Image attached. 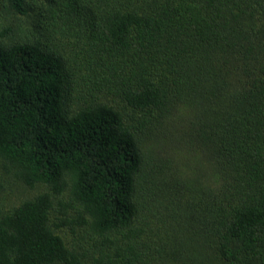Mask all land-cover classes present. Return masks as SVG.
<instances>
[{"label": "trees", "instance_id": "16d2710c", "mask_svg": "<svg viewBox=\"0 0 264 264\" xmlns=\"http://www.w3.org/2000/svg\"><path fill=\"white\" fill-rule=\"evenodd\" d=\"M0 264H264V0H0Z\"/></svg>", "mask_w": 264, "mask_h": 264}, {"label": "rangeland", "instance_id": "374dc122", "mask_svg": "<svg viewBox=\"0 0 264 264\" xmlns=\"http://www.w3.org/2000/svg\"><path fill=\"white\" fill-rule=\"evenodd\" d=\"M5 189L1 195L4 206L9 209L19 205L22 201L30 198L34 193L26 189L20 182L5 176Z\"/></svg>", "mask_w": 264, "mask_h": 264}]
</instances>
